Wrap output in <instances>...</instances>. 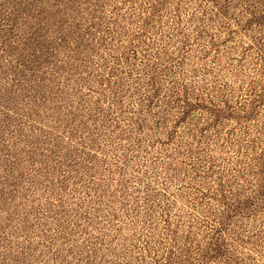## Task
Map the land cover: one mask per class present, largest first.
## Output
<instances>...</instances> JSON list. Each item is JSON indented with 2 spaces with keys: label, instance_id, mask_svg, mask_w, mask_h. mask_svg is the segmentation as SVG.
I'll return each instance as SVG.
<instances>
[{
  "label": "rangeland",
  "instance_id": "374dc122",
  "mask_svg": "<svg viewBox=\"0 0 264 264\" xmlns=\"http://www.w3.org/2000/svg\"><path fill=\"white\" fill-rule=\"evenodd\" d=\"M0 264H264V0H0Z\"/></svg>",
  "mask_w": 264,
  "mask_h": 264
}]
</instances>
